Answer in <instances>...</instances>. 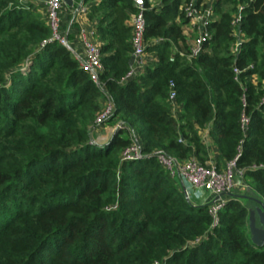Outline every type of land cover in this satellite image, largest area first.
<instances>
[{"label":"trees","instance_id":"trees-1","mask_svg":"<svg viewBox=\"0 0 264 264\" xmlns=\"http://www.w3.org/2000/svg\"><path fill=\"white\" fill-rule=\"evenodd\" d=\"M186 1L145 0L154 57L127 77L136 7L102 0L98 84L51 39L41 4L0 0V264H264L248 204L264 202V0H212L211 38L192 59ZM237 29L243 40L233 53ZM107 97L115 111L106 123L121 126L105 144H91ZM204 130L218 168L240 154L248 185L247 198L227 199L215 226L208 204L188 198L156 158L165 151L211 166ZM134 140L145 156L122 161Z\"/></svg>","mask_w":264,"mask_h":264},{"label":"built area","instance_id":"built-area-1","mask_svg":"<svg viewBox=\"0 0 264 264\" xmlns=\"http://www.w3.org/2000/svg\"><path fill=\"white\" fill-rule=\"evenodd\" d=\"M43 6L47 23L51 29L52 40L68 46L69 41L63 29L60 17V10L64 0H38ZM136 7V11L132 13V45H133V62L131 70L127 77H132L136 74L139 67H144L147 63V46L146 40V18L144 15L145 0H132ZM82 11L85 8L81 9ZM181 11L191 23L194 30V36L190 43V52L188 58L192 59L200 55L205 50L206 42L211 38L209 27L215 19L212 1L209 0H187ZM242 20L240 13L236 14L233 19V27L239 26ZM237 42L232 48L233 53H238L241 49V41L243 35L240 29H237ZM79 58V57H78ZM101 47L95 42L86 40L84 44V57L79 58L81 65L87 69L92 78L100 84L99 74L103 70ZM236 74L240 71L235 69ZM176 91L174 83H171L170 99L175 103ZM114 104L110 97L105 98L101 109L98 111L93 123L90 126L92 140L91 144H99L93 134L97 128L105 125L106 122L114 114ZM250 125V117L243 114L241 117V128L247 131ZM121 125L118 123L115 130ZM105 143L99 144L103 145ZM240 154L229 160L223 168L209 166L200 163L194 156L179 160L171 156L165 151H158L156 158L160 165L166 169L174 178H180L183 182L186 195L191 196V192L195 189H204L211 191L212 198L208 203V210L212 216V225L215 226L220 221V211L226 204V194L233 191L238 180L244 179V169L238 167L237 160ZM141 145L134 140L121 153L122 161H134L144 157Z\"/></svg>","mask_w":264,"mask_h":264},{"label":"crops","instance_id":"crops-1","mask_svg":"<svg viewBox=\"0 0 264 264\" xmlns=\"http://www.w3.org/2000/svg\"><path fill=\"white\" fill-rule=\"evenodd\" d=\"M150 1L155 5L160 4V0H150ZM101 2L102 0H64L62 3V7L60 10L61 22L69 41L68 47L73 51V53L77 56V58L84 57V44L86 40L93 41L100 47L102 46V40L97 30L99 18L101 15L105 13V10L102 11L98 10V8L101 7ZM37 3L40 4L38 0ZM82 8H85V10L82 11L81 10ZM42 11L44 12V9H42ZM130 15L131 17L129 23L131 24L132 13H130ZM183 29H184V33L188 37V41L191 43L192 37L194 36V30L191 27V23L189 21L185 22ZM153 57L154 56L152 54L147 53V61L153 59ZM142 69L143 67L142 68L138 67L136 73L141 72ZM173 110H174V114L177 115L178 113L177 104H175ZM118 123L119 122H115L112 124L106 123L100 128H97L93 134V138L99 144L108 142L112 134L115 132V127ZM202 135L209 145L210 154H211V159L209 163L212 166L217 167L218 150L213 145L211 139L208 137L207 130L202 131ZM178 180L183 185L182 180L180 178H178ZM247 188L248 185L246 179L238 180L237 187L235 188L234 191H232L233 192L232 194L227 193L226 198L228 199L231 196H239L242 198H247V196L243 194L244 191L247 190ZM211 198H212L211 191H206L204 189H195L191 192V196H190V199L193 202L200 204H208ZM254 200L256 202L248 201L249 215H250V208L255 209L257 225L261 226L257 207L261 206L262 200L260 199H254ZM250 237L252 239L251 231H250Z\"/></svg>","mask_w":264,"mask_h":264},{"label":"water","instance_id":"water-1","mask_svg":"<svg viewBox=\"0 0 264 264\" xmlns=\"http://www.w3.org/2000/svg\"><path fill=\"white\" fill-rule=\"evenodd\" d=\"M227 193L232 194L233 192L229 191ZM187 197L189 198V196ZM257 211L259 213L261 226L257 225L255 209L253 208H250L249 226H250L252 240L256 244L263 245L264 244V202L261 201V206L257 207Z\"/></svg>","mask_w":264,"mask_h":264},{"label":"rangeland","instance_id":"rangeland-1","mask_svg":"<svg viewBox=\"0 0 264 264\" xmlns=\"http://www.w3.org/2000/svg\"><path fill=\"white\" fill-rule=\"evenodd\" d=\"M36 2H37V0H36Z\"/></svg>","mask_w":264,"mask_h":264}]
</instances>
